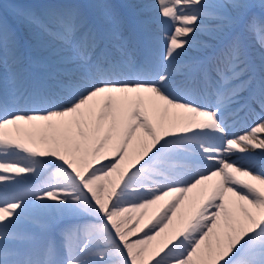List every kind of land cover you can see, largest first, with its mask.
<instances>
[{
  "label": "snow or ice",
  "instance_id": "obj_1",
  "mask_svg": "<svg viewBox=\"0 0 264 264\" xmlns=\"http://www.w3.org/2000/svg\"><path fill=\"white\" fill-rule=\"evenodd\" d=\"M10 11L0 264H264V0Z\"/></svg>",
  "mask_w": 264,
  "mask_h": 264
},
{
  "label": "rangeland",
  "instance_id": "obj_2",
  "mask_svg": "<svg viewBox=\"0 0 264 264\" xmlns=\"http://www.w3.org/2000/svg\"><path fill=\"white\" fill-rule=\"evenodd\" d=\"M15 2V0H4V7H5V15L8 17L9 21H12L10 5L11 3Z\"/></svg>",
  "mask_w": 264,
  "mask_h": 264
},
{
  "label": "bare ground",
  "instance_id": "obj_3",
  "mask_svg": "<svg viewBox=\"0 0 264 264\" xmlns=\"http://www.w3.org/2000/svg\"><path fill=\"white\" fill-rule=\"evenodd\" d=\"M259 166V165H258Z\"/></svg>",
  "mask_w": 264,
  "mask_h": 264
}]
</instances>
